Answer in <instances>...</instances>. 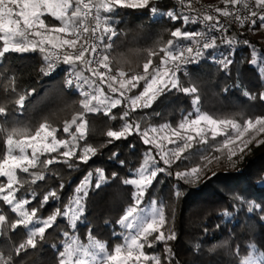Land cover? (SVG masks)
Masks as SVG:
<instances>
[{"label":"snow or ice","instance_id":"snow-or-ice-1","mask_svg":"<svg viewBox=\"0 0 264 264\" xmlns=\"http://www.w3.org/2000/svg\"><path fill=\"white\" fill-rule=\"evenodd\" d=\"M221 2L223 7L213 8L218 15L189 14L196 12L191 3L187 4L189 13L171 10L161 13L174 23L182 21L181 26L171 31L173 39H168L159 51L148 52L146 62L142 65V73L129 75L122 68L114 72L108 54L115 43L113 38L119 35L115 27L119 20L112 14L117 9H149L155 15L159 11L155 0H0V64H4L7 54L38 53L43 61L39 71L45 76L52 74L61 64L71 66L73 71L67 74L64 83L67 89L77 90L82 109L70 120L64 121L63 132L68 134L69 139H58V129L47 120L39 123L34 132L23 127H5L3 125H8L9 118L12 117L7 103L15 105L13 111L22 113L26 99L36 91L34 88L21 91L14 71L6 77L3 91L8 95V101L0 104V136L4 137L6 144V152L0 158V178H3L0 179V201L10 208L16 218L9 220L6 214L0 212V236L21 227L27 231L26 238L12 245L10 251L5 253L0 250V264H16L15 257L27 253L29 249L37 250L46 242V230L56 224L58 217L66 218L71 230H77L78 222H84L86 200L93 184V171L87 172L62 207L59 206L60 192L65 187L64 183L59 184V189L50 188L47 191L39 187L30 188L27 195L22 190L26 185H37L40 181L58 176L57 171L49 168L51 165L64 164L70 169H78L79 163L73 161L74 157L87 164L97 155L98 149L87 144L81 148L80 142L86 139L88 131L86 115L102 112L109 116L121 104L125 107L120 116L124 122L119 130L109 129L106 132L107 137L112 138L107 143L127 139L135 133L140 136L144 145L151 146L144 154L143 163L138 168L129 170L132 175L121 178L124 185L133 188L132 203L117 221L123 231L113 232V236L121 237L122 242L109 250L104 242L94 237L89 227L87 243H82L78 235L62 230L60 247L56 244L51 247L57 252V264H162L160 255L148 253L146 249L164 242V261L171 264L172 249L167 242L175 240L176 233L171 228L167 230V234L162 230L167 224L165 207L162 204L157 207L156 199H151L148 207H141L158 174L172 176V166L177 161L181 164L187 161L185 170L175 171L174 175L185 183L196 182L210 170L214 161L220 159V156L212 153L223 155L226 152L227 158L231 160L237 155V151L243 153L253 141L257 145L264 144V139H257L264 135V115L249 117L242 122L236 118H214L201 111L200 96L197 94L199 88L196 84L189 83L186 86L178 75L183 72L187 77L188 66L205 59L228 72L234 63L235 47L241 43L235 37L226 35L229 24H239L240 27L247 24L249 30L257 25L264 29V0ZM180 3L183 5L184 0H180ZM47 17L59 24L47 21ZM191 25H200V28L185 30ZM243 44L250 46L248 40H244ZM221 45L226 46L228 51L218 52ZM250 49L251 59L248 63L257 67L264 82V53L255 46H250ZM154 57L158 58L155 65ZM7 71L5 68V72ZM85 72L91 75L87 76ZM235 86L241 85L237 82ZM138 87H142L138 94L129 95ZM173 90L192 97V111L184 114L175 126L165 122L142 129L138 120H129L137 109L151 108L158 97ZM243 95L251 100L257 98L246 89ZM259 99L264 101V91L260 92ZM110 118L115 120L116 116L111 115ZM73 126L74 131H71ZM217 137L223 139L217 140ZM209 138L214 143L210 144ZM194 142L207 147L202 152L185 155ZM169 145L172 147H168ZM53 153L56 155H51ZM45 154L48 156L41 160ZM116 156L117 153H112L113 158ZM193 159L198 160V163L193 165ZM120 164L123 165L124 161H120ZM19 173L26 176L22 177ZM117 175L113 172L112 178ZM107 180L104 170L96 168L95 189L101 188ZM174 194L177 197L181 195L178 189ZM234 200L238 202L237 211L245 206L248 213L258 209L259 218L264 222V207L240 195L234 196ZM33 201H36L35 205ZM50 201H55L58 206L47 218H40L38 213ZM29 205L33 206L28 207ZM224 215L228 216L230 213L225 212ZM200 247L199 243L195 245L197 250ZM215 247L208 251H215ZM247 247L251 251L239 260V264H264L261 259L264 253L256 256L257 248L254 243ZM229 254L231 255V250Z\"/></svg>","mask_w":264,"mask_h":264},{"label":"trees","instance_id":"trees-1","mask_svg":"<svg viewBox=\"0 0 264 264\" xmlns=\"http://www.w3.org/2000/svg\"><path fill=\"white\" fill-rule=\"evenodd\" d=\"M155 3L159 10L155 15L149 9H117L116 13L112 14L119 20L115 26L119 35L113 38L115 43L108 53L112 60L113 70L122 68L130 75L143 71L142 65L146 62L148 52L150 50L159 51L168 39H173L170 33L176 27H180L182 21L174 23L161 13L169 10L180 12V0H155ZM185 30L194 31L197 28L191 25ZM227 35L241 41L235 47L234 63L228 72L205 59L198 64L191 65L188 68L187 77L179 76L186 86L189 83H195L199 88L197 94L200 96L201 111L214 118H236L242 122L249 117L264 115V101L259 99L260 92L264 91V82L261 80L257 67L248 63L251 59L250 46L257 47V45L245 33L231 32ZM244 40H248L250 46L244 45ZM227 51L228 48L224 45L218 49V52ZM42 63L40 54L29 53L7 54L4 64H0V73H3L0 75V104L8 101V95L3 91V84L6 77L13 71L18 77L17 84L21 91L36 89L35 93L26 99L22 113L13 111L15 105L7 103L15 119L10 117V123L3 126L23 127L34 132L39 123L47 120L58 129V139H69L68 134L63 132L64 121L70 120L73 115L82 111L79 105L81 97L78 92L68 90L64 86V70L71 68L73 71V68L61 65L52 74L45 76L39 71ZM157 63L158 58L154 57L153 64ZM5 68L8 69L7 72ZM84 74L90 76L88 72ZM237 82L241 85L240 87L235 86ZM104 88L107 92L106 85ZM245 89L255 94L257 98L251 100L244 96ZM140 90L142 87L134 89L130 95L138 94ZM191 99V96L173 90L171 93L158 97L151 108L137 109L129 120L131 121L132 118L138 120L142 129L148 126H159L165 122L175 126L184 114L192 111ZM124 110V104H121L113 109L109 116H105L102 112L88 113L86 115L88 120L86 139L80 144L81 148L85 144L96 147L97 155L92 157L87 164L77 161L74 157L73 161L79 163L78 169H70L64 164L51 165L49 168L57 171L58 176L40 181L37 185H26L22 190L27 195L30 188L39 187L47 191L50 188L59 189V184L64 183L65 187L60 192L59 206L62 207L87 172L93 171L94 173L93 184L86 200L84 222H78L77 230H71L66 218L58 217L56 224L46 230V242L37 250L29 249L27 253H21L20 256L15 257L16 264H57V252L51 245L56 244L60 247V241L63 239L62 230L78 235L82 243H87V233L90 227L94 237L104 242L109 250H112L115 244L122 242V238L114 237L113 232L123 231L117 221L124 214L127 206L132 203L133 188L130 185H124L121 178H128L132 175L129 170H134L143 163L144 154L151 147L144 145L140 136L135 133L127 139L107 143L112 138L107 137L106 132L109 129L119 130L124 122L120 119ZM154 113L160 115L157 116ZM111 115H115L116 119H111ZM74 128L75 126L71 131H74ZM102 144L105 146L100 147ZM200 148L197 145L193 151L200 150ZM79 151L78 149L77 155ZM5 152L4 137L0 136V158ZM114 152L117 156L113 158L112 153ZM153 154L155 155V152ZM47 156L48 154H45L41 160ZM120 161H124V164L121 165ZM187 163L185 161V164ZM185 164L177 161L172 166V176L158 174L156 181L146 194L145 203L141 205V207H147L151 199H156L157 207L161 204L165 207L167 224L162 230L167 234V230L171 228L176 233V239L167 242L174 254H170L171 264H239V260L251 251L247 247L250 243L256 245L255 254L260 256V253H264V222L259 218V210L248 213L245 206L237 211L238 202L234 200V196L240 195L264 207V151L253 159L247 160L239 169L217 171L215 175L195 185H189L174 175L175 171L185 170ZM192 164H195L194 159ZM96 168H102L108 178L99 189L94 187ZM113 172L118 174L116 178H112ZM19 175L26 176L23 173ZM177 189L181 193L179 197L174 194ZM35 203L36 201H33V205ZM57 206L55 201H50L40 210L38 216L47 218ZM0 212L6 214L9 220L16 218V215L3 201H0ZM225 212L230 215L225 216ZM26 231L21 227L14 232H8L7 235L0 236V250L5 253L10 251L12 245L26 238ZM197 243L201 245L199 250L195 248ZM213 246H216L215 251L209 252L208 249ZM229 250H231V255ZM146 251L160 255L162 264H167L164 261V242H159L154 248L146 249Z\"/></svg>","mask_w":264,"mask_h":264},{"label":"rangeland","instance_id":"rangeland-1","mask_svg":"<svg viewBox=\"0 0 264 264\" xmlns=\"http://www.w3.org/2000/svg\"><path fill=\"white\" fill-rule=\"evenodd\" d=\"M204 1V0H200ZM205 1H214V0H205ZM47 21L53 23V24H59L58 21H55L51 17L46 18ZM247 34L250 39L257 45V49L260 50L261 53H264V29H260L259 26L252 27L251 30H247ZM116 71V70H113ZM143 71L139 72L142 73ZM130 75V74H129ZM130 95V93H129ZM241 122V121H240ZM223 137H217V140H222ZM257 139H264V135H261L260 137H257ZM209 141H211V138H209ZM214 143V142H213ZM211 144V143H210ZM199 145L201 148L200 150L193 151V149ZM206 145H202L199 143L194 142L192 145V148H190L185 155H188L189 153H196V152H202L206 147ZM168 147H172V145H169ZM264 151V144L257 145L256 141H253L251 144L248 145V147L244 150L243 153L237 151V155L233 156L231 160L227 158V154L221 155L220 153H212L213 155L220 156V159L218 161H214L212 165L210 166V170L206 172V174L202 175L200 179L196 182H188L189 185H195L199 183L200 181L206 179L207 177H210L213 175V173H216L217 171H224V170H235L241 168L247 160L253 159L257 154ZM242 157V158H241ZM194 163H198V160L194 159ZM148 207V206H147ZM259 257V255L255 254ZM262 259V258H261Z\"/></svg>","mask_w":264,"mask_h":264},{"label":"built area","instance_id":"built-area-1","mask_svg":"<svg viewBox=\"0 0 264 264\" xmlns=\"http://www.w3.org/2000/svg\"><path fill=\"white\" fill-rule=\"evenodd\" d=\"M188 3H191L192 8L195 9L196 12L189 13V9L187 8V4ZM210 5L212 6L211 8L209 7ZM214 7H223V4H222L221 0H214V1L184 0L183 5L181 4V6H180V11H183V12L189 13V14L211 13L213 15H218L217 13H215L213 11V8ZM221 19L223 20L224 18H221ZM195 27L198 29V28H200V25H195ZM228 28H229V30L226 33V35L229 34V33H231V32H235V33H247V30L249 29V26L246 24L244 27H240L239 24L232 23V24H229ZM61 65L58 66L57 69H59L61 67ZM190 66L191 65H189L188 68ZM71 71H72L71 68H66L64 70V81H65V77L67 76V74L69 72H71ZM178 75H184V74H183V72H181V73H178ZM64 86H65V83H64ZM65 88H66V86H65ZM71 90H76V89H71Z\"/></svg>","mask_w":264,"mask_h":264}]
</instances>
